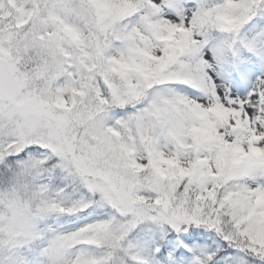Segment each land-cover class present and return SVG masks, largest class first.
Masks as SVG:
<instances>
[{
	"label": "snow or ice",
	"instance_id": "snow-or-ice-1",
	"mask_svg": "<svg viewBox=\"0 0 264 264\" xmlns=\"http://www.w3.org/2000/svg\"><path fill=\"white\" fill-rule=\"evenodd\" d=\"M0 264H264V0H0Z\"/></svg>",
	"mask_w": 264,
	"mask_h": 264
}]
</instances>
